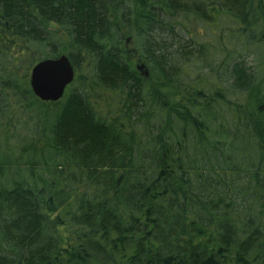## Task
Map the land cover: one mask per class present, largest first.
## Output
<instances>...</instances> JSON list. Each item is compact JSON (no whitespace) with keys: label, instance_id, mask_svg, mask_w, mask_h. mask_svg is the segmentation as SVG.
<instances>
[{"label":"trees","instance_id":"obj_1","mask_svg":"<svg viewBox=\"0 0 264 264\" xmlns=\"http://www.w3.org/2000/svg\"><path fill=\"white\" fill-rule=\"evenodd\" d=\"M0 264H264V0H0Z\"/></svg>","mask_w":264,"mask_h":264},{"label":"water","instance_id":"obj_2","mask_svg":"<svg viewBox=\"0 0 264 264\" xmlns=\"http://www.w3.org/2000/svg\"><path fill=\"white\" fill-rule=\"evenodd\" d=\"M130 38L126 39V45ZM133 51V49H130ZM136 68L142 71L144 64ZM147 75V71H143ZM75 76L74 68L66 54L62 53L56 58H45L36 62L29 74V85L33 94L41 101H57L65 93Z\"/></svg>","mask_w":264,"mask_h":264},{"label":"rangeland","instance_id":"obj_3","mask_svg":"<svg viewBox=\"0 0 264 264\" xmlns=\"http://www.w3.org/2000/svg\"><path fill=\"white\" fill-rule=\"evenodd\" d=\"M50 27L52 28H57L55 25H51ZM209 27V26H207ZM205 26H203V24L201 25V27L199 26V28H201V36H200V39H205V40H208L212 45H215V46H219V44H221L220 42V35L222 33H225V37H224V41L226 44H228V40L231 38L233 41H235V37H232L231 35V32H228L227 34L229 36L226 35V29H229V28H233V30H235L236 28V25L233 21H231L230 19H218L217 21H213V23L210 24V27L207 28ZM230 37V38H229ZM65 39V38H64ZM63 39V40H64ZM65 44V43H64ZM131 47V45H130ZM131 49H133L131 47ZM132 54H133V51H131ZM64 53V52H62ZM65 54V53H64ZM221 52L219 54H217L215 56V59H219V57L221 56ZM133 56V55H132ZM245 57V60L249 63V64H253L252 62V59H253V56L251 53H248V51H246V56ZM214 63H216V60L214 61ZM143 64L141 62V60H137V57H133L132 58V66L136 68L137 65H141ZM200 66V65H199ZM198 66V67H199ZM201 67L205 68V70H207V65H201ZM193 70V69H192ZM197 70V69H196ZM205 70H203L205 72ZM69 86V85H68ZM67 86V87H68ZM66 91V90H65ZM95 97L97 98L96 100V106L100 107L103 111V113L106 112V114H110V113H113V111L116 110V105L115 103L117 102L116 100H114L112 97H111V94H108L106 92H103V93H100V94H97L95 93L94 94ZM30 115L32 116H35V113L34 112H31ZM28 116L27 113H19V117H20V120H22V118H26ZM24 131L26 132V129L23 127L21 129V132Z\"/></svg>","mask_w":264,"mask_h":264}]
</instances>
